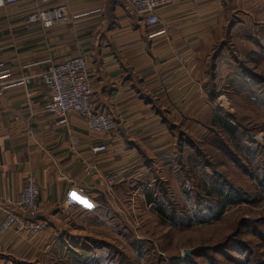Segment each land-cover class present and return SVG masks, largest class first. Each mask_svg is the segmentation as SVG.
<instances>
[{
    "label": "crops",
    "instance_id": "0c3cea01",
    "mask_svg": "<svg viewBox=\"0 0 264 264\" xmlns=\"http://www.w3.org/2000/svg\"><path fill=\"white\" fill-rule=\"evenodd\" d=\"M57 6L65 7L67 18L44 30L26 23L35 10L31 3L0 2V86H7L0 99V222L31 178L39 190L33 221L41 225L35 236L0 235V264L40 262L67 222L76 220L73 211L70 218L65 212L67 196L79 215L106 208L105 199L110 211L124 208V193L147 173L146 161L159 163L173 151L162 115L178 120L193 114L217 32L237 11L232 0H178L157 12L159 27L146 29L120 0H49L43 8ZM74 57L86 60L98 110L115 124L108 135L89 132L76 114L59 126L43 110V75ZM101 144L106 151L92 155Z\"/></svg>",
    "mask_w": 264,
    "mask_h": 264
},
{
    "label": "rangeland",
    "instance_id": "374dc122",
    "mask_svg": "<svg viewBox=\"0 0 264 264\" xmlns=\"http://www.w3.org/2000/svg\"><path fill=\"white\" fill-rule=\"evenodd\" d=\"M232 1L234 11H237L232 20H229L235 23V27L229 36H226L225 31L217 32L220 38H217L213 45L214 50L225 43L223 52L227 57L217 62L212 81L206 74V67L203 68L200 100L193 104V114L190 116L188 113L185 118L173 119L172 122L188 132L194 140L201 141L208 133L206 125L212 113H218L223 118L231 117L237 126L251 130L248 138L264 153V112L244 103L237 95L230 92L228 94L224 88L227 76L235 72L239 61L254 74L264 77V57L254 58L253 52L260 48L251 37L255 38L254 27L264 23V0ZM259 41L264 48V37H259ZM230 123L235 124L232 120ZM207 155L210 156L211 153ZM155 165L162 173L161 178L167 182V189L178 210H182L185 218H191V202L188 193L185 195L186 189H191V183L183 185L184 174L176 168L177 173H174L175 170L172 172L164 168L161 162ZM218 168L220 172H225L224 176L229 183L251 195L254 203L227 207L222 215L206 223H196L190 227L173 226L158 217L154 207L145 204L143 195L149 187L144 184L141 186L147 180V174L143 172L132 180L128 191L124 193V208L120 212L110 211L107 199L104 200L106 208L102 207L97 212L91 211L86 215H79L73 208L65 210L69 218L70 212L73 211L76 220L67 222L59 236L60 241L55 242L48 252L40 257V262L34 264H177L187 257H191L195 264H209L207 259L194 254L237 238L253 241L248 231L245 233L243 230L244 223L248 225L250 222L264 219V194L256 185L233 169L220 166ZM198 177L200 176H193V183L198 181ZM136 184H140L139 187L131 190ZM194 191L199 192L195 186ZM192 222L195 221L192 219ZM38 225V229L28 233L32 236L40 233L41 225ZM92 241L108 245L110 250L105 247L91 248ZM84 246L89 249L86 250ZM185 251L192 253L186 255ZM224 255L217 253L213 257L221 264H230Z\"/></svg>",
    "mask_w": 264,
    "mask_h": 264
},
{
    "label": "trees",
    "instance_id": "16d2710c",
    "mask_svg": "<svg viewBox=\"0 0 264 264\" xmlns=\"http://www.w3.org/2000/svg\"><path fill=\"white\" fill-rule=\"evenodd\" d=\"M231 20H228L224 27L226 36H229L235 27V23ZM254 28L255 38L251 37L260 49L253 52V56L259 59L264 57V48L259 41V37H264V23L261 22ZM216 48L213 50L212 47L213 54L208 56L206 63V74L210 81L214 78L217 62L227 57L223 52L225 43ZM236 66L235 72L227 76L225 91L228 94L230 92L237 95L244 103L264 112V77L254 74L242 61H239ZM162 117L163 123L172 132L174 147L170 156L165 158L166 155L161 163L164 168L172 172L176 168L183 173V185L191 183V189H186L185 195L188 193L192 210L191 218H185L182 210L179 211L172 201L167 189L168 184L161 178L160 169L155 164L146 161L144 168L147 170V182H141V186L144 184L149 188L144 193L143 200L146 205L155 208L158 217L173 226L190 227L196 223L202 224L218 218L227 207L240 203H254L251 195L226 180L225 172H220L219 166L233 169L241 176H246L264 194V153L248 138L251 130L237 126L231 117L223 118L214 112L206 125L207 135L201 141H197L179 125H175L170 118L165 115ZM231 120L234 121V125L230 123ZM209 153H211L210 156L207 155ZM176 170L174 173H177ZM194 175L200 177L197 182L193 183ZM199 178H201L200 181ZM139 185L136 184L131 190H136ZM193 185L199 192L194 191ZM192 219L195 222H192ZM243 230L245 233L248 231L254 242L237 238L215 248L203 249L194 255L207 259L209 264H221L213 257L217 253H224L225 259L230 264H264V219L250 222L248 225L244 223ZM236 235L238 236V233ZM92 243L91 248L105 247L110 250V247L103 243L96 241ZM84 248L89 249L86 246ZM177 264L195 263L191 257H187Z\"/></svg>",
    "mask_w": 264,
    "mask_h": 264
},
{
    "label": "built area",
    "instance_id": "2783aa9c",
    "mask_svg": "<svg viewBox=\"0 0 264 264\" xmlns=\"http://www.w3.org/2000/svg\"><path fill=\"white\" fill-rule=\"evenodd\" d=\"M122 8L128 16L137 18L146 29L160 26L158 11L168 8L178 0H120ZM4 6H19L31 3L35 10L26 17L28 25H39L46 30L62 23L67 18L64 6L51 9L43 8L49 0H0ZM47 89V99L43 104V110L48 115L55 117L59 126L68 124L70 114L80 116L89 132L108 135L115 128L114 122L98 110L96 100L90 90L89 68L83 57H74L59 64L53 65L42 77ZM21 84H28V79H23ZM7 86H0V99ZM105 145H98L91 149L92 155L105 152ZM86 176H93L90 168H85ZM108 183H113L111 178ZM82 193V190H79ZM39 190L35 182L28 178L25 185L12 204L13 210L5 213L0 222V235L7 231L15 233L33 232L39 228L33 220L38 213ZM6 203L10 204L6 200ZM66 208L76 206L73 197L65 199Z\"/></svg>",
    "mask_w": 264,
    "mask_h": 264
},
{
    "label": "snow or ice",
    "instance_id": "6c2138e0",
    "mask_svg": "<svg viewBox=\"0 0 264 264\" xmlns=\"http://www.w3.org/2000/svg\"><path fill=\"white\" fill-rule=\"evenodd\" d=\"M77 199H79V198H77ZM81 203H84V204H86V205H87V202H86V201H83V200H81ZM87 206H89V207H90V205H87Z\"/></svg>",
    "mask_w": 264,
    "mask_h": 264
},
{
    "label": "water",
    "instance_id": "95a60500",
    "mask_svg": "<svg viewBox=\"0 0 264 264\" xmlns=\"http://www.w3.org/2000/svg\"><path fill=\"white\" fill-rule=\"evenodd\" d=\"M192 253V251H185V254L186 255H189V254H191Z\"/></svg>",
    "mask_w": 264,
    "mask_h": 264
}]
</instances>
